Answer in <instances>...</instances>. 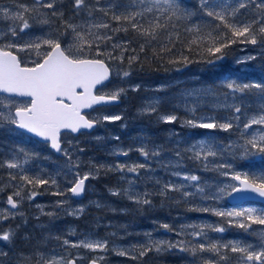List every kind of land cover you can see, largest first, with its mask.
<instances>
[{
    "label": "rangeland",
    "instance_id": "1",
    "mask_svg": "<svg viewBox=\"0 0 264 264\" xmlns=\"http://www.w3.org/2000/svg\"><path fill=\"white\" fill-rule=\"evenodd\" d=\"M29 2L31 3L21 0L5 1L0 3V7L14 9L16 3L31 5L33 0ZM41 12L46 13L44 9H41ZM26 15L30 28L25 29L24 32L31 31V29L39 30L37 28L52 30L51 26L42 25L33 19V14ZM12 24L10 20L0 19V41L3 40V34L7 33L8 27ZM17 31H19L18 22ZM24 36L23 39L19 37L23 43L35 39L30 38L28 34ZM259 52H264V48ZM248 57H254V54L243 50L232 57L229 65L238 68L236 73L239 77L223 80L215 86L201 81L198 69L186 70L164 81L152 77L129 76L124 78L115 75L120 70L116 62L111 61L113 79L104 91L110 92L121 87L125 89L121 95L124 96L139 88L144 89L143 98L136 106H133L131 113L134 119L150 120L152 127L139 126V123L133 119L125 121V112L129 104V101L125 99L120 106L99 108L87 114L89 119H100L104 115H118L121 117L120 120L103 121L100 119L97 129L91 133L77 136L69 133L62 134L63 147L58 155L46 150L45 144L16 131L12 125L0 126V140H2L0 142V165L4 175L0 177V214L9 216L7 220H0V232L9 228L16 232L11 242H0V250L8 253V256L3 258L4 264H18V262L36 264V261L40 259V254L45 259H51L53 256L64 257L66 260L80 257L77 264H89L92 259L98 257H103L98 260L99 264H137L132 258L134 248H151L154 256L161 254L162 250L171 243L168 238H162L156 230H136L134 235H127L132 234L130 227L125 223H121L122 227L116 225L113 216L126 211V202L132 203L136 209L147 206L133 203L127 195L123 194L124 189H130L133 193L141 195L147 193L150 201L154 195L159 196V201L163 203V213L167 214V219L169 221L172 220L171 218L179 220L180 224L174 234L178 239L181 237L182 246L188 250L183 257L184 264H204L206 259L212 258V253L198 251L200 243L240 242L258 246L261 243L259 232L264 230V226L252 225V229L245 232L235 224H229L228 218L218 217L211 212L198 209L204 207L220 210H239L248 207L264 209L263 205L247 203L238 207H230L226 203V197L219 201L204 199L203 194L185 198L180 192L175 191L160 195L161 190L169 183L183 186L184 190L193 193L197 191L196 185L205 188L206 192H211L217 185L235 183L231 180V175L221 174L224 171L247 172L250 175L264 172V167L260 164V161L264 159L260 155L245 157L241 147L244 144L243 124L253 116L264 114V102L258 100L254 103L253 111L241 107L244 112L240 113L239 121H236L234 117L237 113L233 106H239L245 100L240 99L241 97L237 98L226 87V84L230 82L239 85L246 84L241 78L244 76L243 71L249 70V64L253 59H247ZM164 82L168 86L171 85L173 89L165 92ZM161 104L168 109L159 113ZM150 105H155V112H149ZM165 115H175L177 120L173 123H165L162 119ZM201 117H214L218 122L232 120L233 128L225 132L219 128L202 129L185 123L187 120L199 121ZM150 128L153 131L157 128V132L148 134ZM248 131L255 133L264 131V128L253 125ZM213 137L224 146L223 152L215 158L209 157L208 161L195 159L192 146L199 141ZM229 145L231 147H228ZM140 148L148 151L149 156L145 157L139 151ZM125 152L127 155H124ZM153 152L159 154L153 155ZM69 156H71V161ZM7 161L17 162L20 167L9 169L6 166ZM220 163L230 164L231 168L217 170L216 166ZM76 164L79 165L78 168L75 167ZM139 164H144L145 167L138 169V174L127 172V167ZM116 165H124V171L115 170ZM110 167L111 170H109ZM97 169H99L98 172ZM77 172L80 176L92 172L95 177H90L88 180L85 195L81 200L72 199L68 191L77 179ZM174 173L180 175L177 176ZM9 174L15 179H11ZM22 175H27L29 178L47 179L49 183L33 187L21 180ZM188 175H196L199 180L195 182L185 180L184 176ZM53 179L56 181L55 184L51 183ZM20 185H24L21 189V196L14 197L19 201L18 208L12 211L7 207V198ZM114 189L121 190L122 194L112 195L111 190ZM32 191H35L37 195L28 199ZM57 192L62 194H54ZM61 201L63 203L58 204ZM178 208H193L195 213L193 216H183L177 213ZM79 209L83 211H78ZM149 209L156 210L155 207H149ZM209 225L223 227L225 231L214 232L211 227H207ZM179 227L182 228L181 231ZM201 228H203L202 236L192 235L194 231H200ZM130 236L135 240L128 241L127 237ZM184 237L187 239L184 240ZM84 239L107 241V248L103 251H91L82 247L63 245L64 240L75 243ZM161 241L164 243L161 251L157 252L155 244ZM192 248L197 249L195 255L191 251ZM118 250H125L129 254L120 256L117 254ZM227 255L228 259L220 264H242L239 254L229 251ZM25 257L30 259L25 260Z\"/></svg>",
    "mask_w": 264,
    "mask_h": 264
},
{
    "label": "snow or ice",
    "instance_id": "2",
    "mask_svg": "<svg viewBox=\"0 0 264 264\" xmlns=\"http://www.w3.org/2000/svg\"><path fill=\"white\" fill-rule=\"evenodd\" d=\"M59 0H33L31 5L16 3L14 9L0 7V19L13 22L8 27L7 33L11 37L17 36V22L19 32L30 28L29 19L26 14H33V19L42 25L51 26L53 18L62 21L63 31H49L43 37L19 44L15 39L11 41H0V126L12 125L17 129L50 141L51 147L57 152L61 149V133L66 130L70 133L80 132L82 129H93L96 124L103 121H116L121 117L118 115H104L100 119H89L83 110L93 109L95 106H105L116 102L125 92L124 88L117 87L110 92H105L107 87L105 82H110L113 71L108 61H116L123 64L125 53L135 48H129L131 41L116 42L111 33L134 31L142 39L139 53L128 56L129 68L133 63L140 61V53H144L147 48L153 49V56H156V48L160 53H173L175 42L181 40V26L183 25V43L185 51L195 53L201 61L209 65H215L227 56L228 50L235 44L256 45L258 41L264 45V0H236L229 4L228 0H198L199 12L211 18L207 24L193 23V16L197 15L190 11L183 0H131L128 4H109L110 9L123 8L120 14H113L111 19L120 26L113 29L108 22L98 20L94 11H105L99 7L100 0H95V5L89 4L88 0H72L74 14L87 11L86 19L82 23H73L64 19V13L58 10ZM249 7L256 11V15L251 20L243 19L241 10ZM41 9H49L50 13H42ZM108 13L105 12V15ZM122 22V23H121ZM186 22V23H185ZM107 30V31H102ZM58 32V34H57ZM119 50V54H116ZM27 53L29 59L23 60L19 53ZM248 57L247 59H252ZM181 60L187 64L193 62L188 55L181 54L179 59L170 60V63H180ZM116 76L129 77L131 72L122 70L115 73ZM99 86V87H98ZM138 88V86H136ZM226 87L232 94L244 93L249 88H260L264 91V86L260 84H235L227 83ZM235 113L239 114L241 108L233 106ZM149 112H155V105L149 106ZM165 123H173L177 120L175 115H165L162 117ZM234 119L239 121V115ZM185 123L192 127L202 129H217L225 132L233 128L232 120L218 122L214 117H201L199 121L187 120ZM253 125L264 128V114L253 116L243 124L244 144L243 155L245 157L260 155L264 159V131L250 133L248 130ZM237 123V127H239ZM228 147H231L229 145ZM224 150V146L213 137L197 142L192 146L194 158L208 161L209 157H217ZM139 151L145 156L149 152L144 148ZM67 155V152L65 153ZM158 155V152H153ZM124 155H127L125 152ZM179 155V153H177ZM71 161V156H69ZM9 169H16L20 164L14 161H7ZM207 167V165H205ZM75 167H79L78 164ZM144 164L127 167V172L137 173L138 169L144 168ZM217 170L230 169V164L220 163ZM124 165H116L115 170L123 172ZM111 170V167L109 168ZM99 169H97V172ZM179 176V173H174ZM222 175H231V180L236 183L217 185L215 190L206 192L205 188L196 185L195 193L184 190L183 186L166 184L160 195L167 192H180L183 197L203 194L204 199L219 201L225 197H232L234 194H254L264 198V172L260 174H249L247 172H227ZM11 179L14 176L9 174ZM95 178L92 172L80 176L77 172V179L68 189L73 196H80L85 191V182ZM185 180L198 181L196 175L184 176ZM21 180L28 185L38 187L49 183V180L42 178H29L22 175ZM52 184L56 181L51 180ZM24 185L7 198V204L11 209H17L19 201L14 197L21 196V189ZM60 195L62 193H54ZM112 195H121V190H111ZM123 194L127 195L133 203L149 205L151 201L147 198V193L141 195L133 193L130 189H124ZM37 195L32 191L28 199ZM248 198V197H242ZM63 203L58 202V204ZM99 207V205H97ZM203 212H211L213 215L228 218L229 224H235L238 228L248 232L252 225L264 226V209L253 207L241 208L239 210H220L218 208L204 207L198 209ZM78 211H83L79 209ZM14 215V214H13ZM51 215V213H48ZM9 219L8 215L0 214V220ZM168 228L167 224L163 225ZM195 227V226H193ZM211 227L214 232H224L223 227ZM255 231V230H253ZM194 236H202L203 228L194 231ZM16 236L15 230L9 228L0 232V242H11ZM261 243L258 246L242 244L240 242H230L227 244L200 243L198 251L200 253H212V258L206 259L204 264H220V261L228 259L227 253L230 251L239 254L242 264H264V230L259 232ZM164 242H156L155 250L161 251ZM64 246L82 247L91 251L106 250L107 241L84 239L78 242L63 241ZM168 247H173L169 244ZM259 248V250H257ZM151 248H143L139 252V257H144ZM187 250V249H182ZM195 255L197 249L192 248ZM120 256L128 255L125 250H118ZM8 253L0 250V264H4V257ZM219 258L218 260L216 258ZM133 259L137 257L133 256ZM25 260L30 259L28 257ZM80 257L65 259L55 257L45 259L40 254V259L36 264H77ZM103 257L94 258L90 264H98V260ZM22 264V262H18Z\"/></svg>",
    "mask_w": 264,
    "mask_h": 264
},
{
    "label": "trees",
    "instance_id": "3",
    "mask_svg": "<svg viewBox=\"0 0 264 264\" xmlns=\"http://www.w3.org/2000/svg\"><path fill=\"white\" fill-rule=\"evenodd\" d=\"M5 1H11V0H0V3H3ZM25 3H31L29 1L31 0H21ZM131 0H100L99 7L104 8L105 11H94L93 15L98 20H103L105 22H108L113 29L119 27L120 25L111 19L113 14H120L124 11L123 8H116V9H110L107 7L109 4H128ZM236 0H228L229 4L235 3ZM89 4L95 5V0H88ZM183 4L192 12L197 13V15L193 16L192 22L198 23V24H207L211 22V18H208L204 16L202 13L199 12V3L197 0H192L190 3ZM59 11H64L65 17H67L71 11L72 8V0H59V3L57 5ZM46 13H50L51 10L44 9ZM105 12L108 14L105 15ZM243 13V19L251 20L256 15V11L249 7L246 10H241ZM74 14V12H73ZM87 16V11H82L79 14H74V23H82ZM55 18H53V23L51 27L54 29V26H57L55 24ZM122 23V22H121ZM186 23V22H185ZM39 30H42L43 28H37ZM107 31V30H106ZM113 35V39L116 42H122V41H131V44L129 45V48H135L136 53H139V47L140 44L143 42L140 37L137 36V34L132 31L129 28V31L127 33L121 31V32H114L111 33ZM184 35H183V25L181 26V40L175 42V50L173 53H160L159 48H156V56H153V49L151 47L147 48V50L144 53H140V61L133 63L131 67L129 68L127 57L134 55L136 53H133L131 50L125 53V60L123 64H120L116 62L118 68L120 71L122 70H128L131 72L132 77H152V78H158L161 80H166L167 78H170L171 76L177 75L179 73H182L186 70L191 69H198V76L201 77V81H203L206 84L215 86L216 83L221 82L223 80H229L232 77H239L236 73L238 68L232 67L229 65V61L232 57H234L238 52L241 50L249 52L251 54H254V57L252 61L249 64V70L243 71L244 76L241 78L243 82L246 84H260L264 86V52L260 53L259 51L264 48V45H262L259 41L256 45L251 44H235L233 45L227 53V56L224 60L218 61L215 65H209L204 61H201L200 58L195 53H188L186 52L185 45L183 43ZM116 54H119V50H117ZM181 54L188 55L190 59L193 61L191 63L185 64L182 60L180 63H170V60L179 59ZM109 64H111V61H108ZM165 83V82H164ZM166 87L165 92L171 91L173 89L171 85L168 86V84H164ZM145 90L142 88L137 89L133 92H128L124 95V99H127L129 101V104H127V111L125 112V121H128L130 119H133L137 121L139 124H145L149 127L150 122L147 121L144 118L140 119H134L132 117L131 109L133 106H136L138 102L143 98ZM236 97H241L240 99L245 100V102L242 104H239V107L243 109L248 110H254L255 104L258 100H262L264 102V91H261L260 88H249L245 90L244 93H235ZM238 102V101H237ZM165 105L161 104L160 111L164 112L168 108H164ZM243 113L244 111L241 110ZM240 112V113H241ZM237 114V115H240ZM129 116V117H128ZM120 128V127H119ZM120 131V129H119ZM157 132V128L154 130ZM154 131L152 128L149 129L148 134H153ZM206 131V130H205ZM236 162V159H234ZM260 164L264 167V160L260 161ZM0 177H4L3 175V169L0 165ZM1 181V180H0ZM149 199V197H148ZM159 196L154 195L151 200V204L143 207L142 209H136L134 205L130 202L125 203V212L124 213H118L114 215V219L116 220V225H119L122 227L121 223H125L126 226L130 227L132 234L127 235H134L136 230H143V229H154L159 233L162 238L170 241L171 245L173 247H166L164 250H162L161 254H152V251H148L147 254L140 258L139 252L141 247L134 248L132 255L137 257V259H134L137 264H184L183 257H185V253H188V250H182L186 249L185 246H182L181 237L180 239L176 238L175 230L177 226L180 224L179 220L171 218L172 220L169 221L167 219V214H164V208L163 203L159 201ZM185 205V204H184ZM149 207H155L156 210L152 211L149 209ZM179 209V208H178ZM180 215H189L193 216L195 213V210L193 208L190 209H179L177 211ZM215 217V216H214ZM167 224L169 227L164 228L163 225ZM124 230V229H123ZM182 228L179 227V231H181ZM128 241H134L135 238L130 236L127 237ZM44 239V238H42ZM187 239V237H184V240ZM253 239V238H251ZM33 248L32 246H30ZM225 261H220V263H224Z\"/></svg>",
    "mask_w": 264,
    "mask_h": 264
},
{
    "label": "water",
    "instance_id": "4",
    "mask_svg": "<svg viewBox=\"0 0 264 264\" xmlns=\"http://www.w3.org/2000/svg\"><path fill=\"white\" fill-rule=\"evenodd\" d=\"M184 2H190L191 0H183ZM110 80H111V78H110ZM105 83H108V82H105ZM99 87V86H98ZM118 104H120V100H118V101H116V102H113V103H111V104H108V105H105V106H95L94 108H98V107H106V106H116V105H118ZM93 108V109H94ZM92 109H85V110H83L84 111V113H87V112H90ZM17 129V128H16ZM96 129V125L94 126V128L93 129H82L80 132H77V133H72L73 135H78L79 133H82V132H88V133H90V132H92V131H94ZM18 130H21V129H18ZM21 131H23L24 133H26V134H28V135H30V136H32V137H35L36 139H38L39 141H41V142H48L49 143V145H50V149H52V150H54L55 151V153H58L55 149H53L52 147H51V144H50V141H45V140H43L42 138H39V137H36L35 135H33V134H31V133H28V132H26V131H24V130H21ZM62 132H68V131H66V130H64V131H62ZM85 184H86V182H85ZM71 193V192H70ZM83 195H84V193L82 194V195H80V196H73L72 195V193H71V197L73 198V199H75V200H78V199H81L82 197H83ZM248 197V198H242V197ZM227 202H228V204L229 205H231V206H235V205H239V204H243V203H247V202H260V203H264V198H262V197H258V196H256V195H254V194H239V195H233L232 197H228L227 198ZM7 206L11 209V207H10V205H8L7 204ZM11 210H15V209H11ZM90 264V263H89Z\"/></svg>",
    "mask_w": 264,
    "mask_h": 264
},
{
    "label": "flooded vegetation",
    "instance_id": "5",
    "mask_svg": "<svg viewBox=\"0 0 264 264\" xmlns=\"http://www.w3.org/2000/svg\"><path fill=\"white\" fill-rule=\"evenodd\" d=\"M61 12L64 13V11H61ZM70 13H71V14H69L67 17H65V13H64V19H66V20H71V21L74 23L73 9H71ZM55 22H56L55 24H56L57 26H54V29L52 28V30H58V32H62V31H63L62 21H61L60 19H58V18H55ZM51 25H52V24H51ZM52 30H51V31H52ZM48 32H49V30H43V31H28V32H23V33L17 31V36H16L15 38L11 37V35L8 34L7 36H4V37H3V40H2V41L6 42L7 40L11 41V40L15 39V41H16L17 43H19V44H23V42L19 39V37H22V39L25 38L24 34H28L30 38H32V37H33V38H37V37H43V36H44L45 34H47ZM58 32H57V34H58ZM19 55H20V57H21L23 60H25L26 62H27V60L29 59L27 53L21 52V53H19ZM13 128L16 130V128H15L14 126H13ZM16 131H17V130H16ZM20 133L23 134V135H26V134H24L23 132H20ZM35 141H36V140H35ZM48 147H49L48 144H45V148H46V150H49Z\"/></svg>",
    "mask_w": 264,
    "mask_h": 264
}]
</instances>
